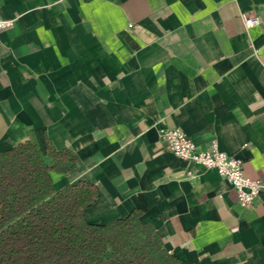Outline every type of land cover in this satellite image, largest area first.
<instances>
[{
	"label": "crops",
	"instance_id": "1",
	"mask_svg": "<svg viewBox=\"0 0 264 264\" xmlns=\"http://www.w3.org/2000/svg\"><path fill=\"white\" fill-rule=\"evenodd\" d=\"M0 17V150L30 141L55 190L95 187L89 222L138 213L182 264H264V0H0ZM161 127L240 158L252 203Z\"/></svg>",
	"mask_w": 264,
	"mask_h": 264
},
{
	"label": "trees",
	"instance_id": "2",
	"mask_svg": "<svg viewBox=\"0 0 264 264\" xmlns=\"http://www.w3.org/2000/svg\"><path fill=\"white\" fill-rule=\"evenodd\" d=\"M45 149L58 162L73 159ZM53 167L27 140L0 150V264H182L138 213L89 222L95 187L78 180L55 190Z\"/></svg>",
	"mask_w": 264,
	"mask_h": 264
},
{
	"label": "built area",
	"instance_id": "3",
	"mask_svg": "<svg viewBox=\"0 0 264 264\" xmlns=\"http://www.w3.org/2000/svg\"><path fill=\"white\" fill-rule=\"evenodd\" d=\"M241 16L248 27L260 22L257 16L246 13H242ZM11 23V19L0 17V29L10 26ZM158 137L163 146L175 156L215 169L229 182L240 206L251 204L262 189L263 185L259 179L245 175L242 160L221 151L215 139L210 141L208 148L197 149L191 139L177 127L159 128ZM187 174L190 175L191 172L188 171Z\"/></svg>",
	"mask_w": 264,
	"mask_h": 264
}]
</instances>
